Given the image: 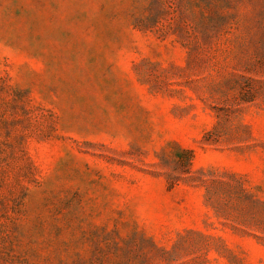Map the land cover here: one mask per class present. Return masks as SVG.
<instances>
[{
  "label": "rangeland",
  "instance_id": "374dc122",
  "mask_svg": "<svg viewBox=\"0 0 264 264\" xmlns=\"http://www.w3.org/2000/svg\"><path fill=\"white\" fill-rule=\"evenodd\" d=\"M0 264H264V0H0Z\"/></svg>",
  "mask_w": 264,
  "mask_h": 264
},
{
  "label": "trees",
  "instance_id": "16d2710c",
  "mask_svg": "<svg viewBox=\"0 0 264 264\" xmlns=\"http://www.w3.org/2000/svg\"><path fill=\"white\" fill-rule=\"evenodd\" d=\"M200 5H202V3L204 4L205 7H208V1L210 0H198ZM156 17L155 16H150L147 18V21L148 23L149 22H153L155 21ZM207 19H211L210 17L207 18L203 13L201 14V18H200V21L198 22V25H199V28H200V32L202 33V35H204L205 37H208V35L210 34L208 32V25L209 23H212L213 19L212 20H207ZM142 24H147V23H144V21H140ZM148 26V25H147ZM210 26V25H209ZM189 161H190V158H189Z\"/></svg>",
  "mask_w": 264,
  "mask_h": 264
}]
</instances>
